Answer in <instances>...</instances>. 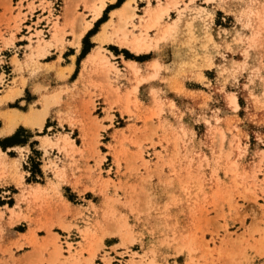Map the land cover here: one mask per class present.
Segmentation results:
<instances>
[{
  "label": "rangeland",
  "instance_id": "374dc122",
  "mask_svg": "<svg viewBox=\"0 0 264 264\" xmlns=\"http://www.w3.org/2000/svg\"><path fill=\"white\" fill-rule=\"evenodd\" d=\"M126 1L96 19L100 0H0V127L59 93L43 129L0 136V264H264V0H136L128 28L151 48L121 46L116 18L113 40L97 37L109 68L84 64L79 88ZM66 44L76 72L37 75L39 95L10 102Z\"/></svg>",
  "mask_w": 264,
  "mask_h": 264
},
{
  "label": "bare ground",
  "instance_id": "6f19581e",
  "mask_svg": "<svg viewBox=\"0 0 264 264\" xmlns=\"http://www.w3.org/2000/svg\"><path fill=\"white\" fill-rule=\"evenodd\" d=\"M135 2L136 0H127L120 9L113 12L112 19L104 25V30L102 32L103 37L101 38V40L102 41L113 40L112 36L107 34V28L112 23L115 22L116 18H118V21L120 22V27L115 29L114 34L118 36L119 44L129 49L131 48L133 51L137 52L138 54H141L146 51H149V49L152 46V41L149 40V38L145 34L133 33V31L130 30V28H128V23L130 22L128 21V19L133 18L135 16L134 15ZM105 6H106V0H100V5L97 8H95L96 19L99 18V16L102 14V10L105 8ZM169 11H170V7L164 5H159L156 8L148 7L147 10L145 11V14L141 15V19H142L141 22L143 26L148 29L157 27L162 21L163 17L169 13ZM89 27L90 26L88 25L75 33V38H74L75 44L81 45V38ZM131 32L133 33V35L130 34ZM89 62H97L109 68L111 61L107 56L101 53L100 49H97L87 56L86 64ZM127 64L135 74L139 73L138 63L136 61L127 60ZM154 65L158 66V63L155 62ZM58 99H59V93L45 94L44 105L42 108L32 109L28 113H23L19 110H13L8 116H6V126L0 132V135L11 134L15 132L18 125L22 122L31 126H38L40 129H43L47 117L49 115V109L51 105L54 103V101H57ZM3 100L5 99H1L0 102H3ZM233 102L237 103L235 97H233ZM237 105L239 104L237 103ZM48 142L49 144L51 143V141ZM72 145L74 144L72 143ZM6 156H7L6 152L2 151V149L0 148V164L4 161Z\"/></svg>",
  "mask_w": 264,
  "mask_h": 264
},
{
  "label": "crops",
  "instance_id": "0c3cea01",
  "mask_svg": "<svg viewBox=\"0 0 264 264\" xmlns=\"http://www.w3.org/2000/svg\"><path fill=\"white\" fill-rule=\"evenodd\" d=\"M117 0H115V2H116ZM115 2H112V3H115ZM107 5V4H106ZM124 5V4H123ZM122 5V6H123ZM121 6V7H122ZM106 7V6H105ZM120 7V8H121ZM120 8H117V9H112V12H114V11H117L118 9H120ZM105 9V8H104ZM104 9L102 10V13L104 12ZM102 15V14H101ZM100 15V16H101ZM99 16V17H100ZM98 19V18H97ZM106 24V23H105ZM92 26V27H91ZM91 26L85 31V33L83 34V36H82V38H84L85 37V35L88 33V31L90 30V29H92L93 28V26L94 25H92L91 24ZM102 32H103V30L101 31V33L99 34H96L95 36H93L92 37V39H91V42L92 43H95L96 45L93 47V49L91 50V52L90 53H92L93 51H95V50H97V49H99V44H98V41H97V37H98V39L100 40V38L102 37ZM99 35V36H98ZM82 38H81V40H82ZM69 41H71V39H69ZM110 45H113V46H116V47H120L119 45H117V44H115V43H109V44H105V46H110ZM125 47V46H124ZM72 49H74V50H72ZM123 49V47H120V52H121V50ZM74 54H73V53ZM89 53V54H90ZM80 54V50L78 49V48H74V47H72L70 44H66V46H65V48H64V51L61 53L60 52V50L58 49V48H56V47H52L51 48V50H50V54H48L47 56H45L44 58H39V61H38V63L37 64H35V67L36 68H38V67H42V72L41 71H39V72H36V74L35 75H33L32 73H31V71L33 70V69H31L30 71H27L26 73H25V78H27L28 79V82H27V86L25 87V89H24V91H23V93L20 95V96H18L17 98H15V100L14 101H10V102H16V101H20V103H24V102H27L26 100H24L23 98L25 97V94H26V90L29 88V90L30 91H32L34 94H33V96H38L39 94L37 93V92H34L33 90H32V87L33 86H37V84L35 83V76H37V75H43V74H57V72L58 71H66V74H67V77L69 78L70 76H72L75 72H76V70H77V68H78V65H77V59H78V55ZM88 54V55H89ZM115 54V53H114ZM118 54V53H117ZM123 54L124 53H119V56L118 57H123ZM142 54V53H141ZM87 55V56H88ZM87 56L83 59V61L81 62V64H80V71H79V74H78V77H77V79H76V81L75 82H77V86H79L80 85V82H82L83 80H82V76H83V74L85 75V73H84V71H83V68H82V66L84 65V64H86V59H87ZM117 57V58H118ZM11 58V57H10ZM124 58V57H123ZM12 59V58H11ZM125 59V58H124ZM129 60H131V59H129ZM125 61H127V59H125ZM53 67V68H52ZM48 68H52L51 70H47ZM40 76H38V77H40ZM33 79H34V83H32L33 82ZM34 84V85H33ZM33 85V86H32ZM79 88H81L80 86H79ZM38 98V97H37ZM37 98H35V99H37ZM66 97L64 96L63 97V99H65ZM34 99V100H35ZM66 101H68V99L66 100ZM9 102V103H10ZM25 113H27V112H25ZM49 116V115H48ZM49 117H47V119H48ZM47 121V120H46ZM4 122L5 123H3L2 125H1V127H0V132L5 128V126H6V121L4 120ZM21 124H24V123H20L19 125H18V127L17 128H19V126L21 125ZM45 124H46V122H45ZM26 125V124H25ZM17 130V129H16ZM15 130V131H16ZM14 133V132H13ZM13 133H11V134H5L4 136L3 135H0V136H2V137H5V136H8V135H12ZM0 148L2 149V151H4V149L0 146ZM6 155H7V153H6ZM8 156V155H7ZM6 156V157H7ZM79 242H81V241H79ZM79 242H74L75 244L77 243H79Z\"/></svg>",
  "mask_w": 264,
  "mask_h": 264
}]
</instances>
